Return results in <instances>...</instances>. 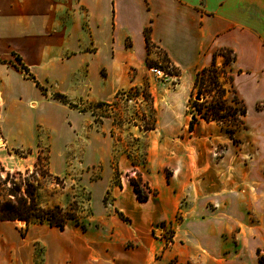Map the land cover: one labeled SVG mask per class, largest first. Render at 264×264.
I'll use <instances>...</instances> for the list:
<instances>
[{"label":"rangeland","instance_id":"rangeland-1","mask_svg":"<svg viewBox=\"0 0 264 264\" xmlns=\"http://www.w3.org/2000/svg\"><path fill=\"white\" fill-rule=\"evenodd\" d=\"M78 1L47 0L41 7L34 8V0H25L26 8L18 13L22 30L13 28L5 32V39L0 41V49L14 48L9 60L0 58L5 66L0 68V76L15 87L18 96L13 101L14 108L11 110L13 106H10L9 110L2 99L5 96L0 95V194L3 198L9 197L8 190L20 188L24 191L29 186L34 189L31 191L42 209L58 205L75 215L64 228L38 220L28 225L24 220L0 221L15 233L11 246L0 244V264H46L49 241L43 237L51 230L85 235L96 244L105 243L107 254H116L141 247L146 240L141 233L145 228L149 230L153 246L146 264H261L259 257H264V203L260 209L257 204L263 195L255 187L256 182L249 186L244 177L250 170L249 164L251 168L257 166L258 159L251 155L257 150L256 142L264 139V126L260 125L264 113L255 105L249 106L248 127L240 125L235 133L238 141L234 144L216 122L209 124L200 119L196 133L191 135L192 140L187 141L189 143L175 141L173 145L179 153H207L200 177L208 174L211 162H219L226 149L229 151L227 161L212 174L224 180L225 188H236L234 190L243 196L239 198L243 214L234 222L222 223L219 240L223 252L218 255L196 252L200 247L185 229L180 210L191 208L192 204L176 197V191L170 192L171 200L178 208L175 214L151 226L139 222L126 207L130 182L141 178L157 198H162V189L170 187L168 182L186 181L187 176L182 175V181L177 182L171 167L159 171L157 165L151 167L149 153L153 141L161 145L160 141L167 135L158 130L157 135L145 130L155 119L158 122L167 109L163 96L156 104L152 90L156 92L162 83L174 87L181 71L171 64L161 45L152 41L146 47L142 63L125 69L116 65L110 70L113 82L102 83L99 79L104 80L110 75L109 66L103 64L108 63L109 51L101 46L98 50L92 41L85 10L76 5ZM130 1L138 4L139 0ZM135 40L134 49L138 52L137 36ZM129 43V40L126 44L122 42L117 51L128 49ZM223 60L222 55H218L216 65L222 67ZM22 63L28 66L31 76L23 72ZM151 67L161 69L165 75L158 77ZM20 75L30 79L34 76L44 89L36 87L34 80L23 84ZM136 75L139 76L136 84L121 85L122 81L133 80ZM229 77L222 72L216 73V80L225 89L223 98L240 108ZM205 79L206 88L213 85L209 76ZM114 86L121 87L111 99L92 96V89H103L107 91L103 94L106 95ZM57 93H63L65 101L56 98ZM215 93L213 90L206 96L199 95L198 99L211 101L213 95L216 97ZM196 95L195 85L182 112L187 115V123L192 118V101ZM98 102L111 105H98ZM176 135L172 138L178 140L184 136L182 133ZM194 140L197 141L193 143ZM197 144H201L199 149ZM155 158L164 162L158 153ZM214 227V222L200 225L201 229L210 231ZM136 228L139 235H131ZM109 259L112 258H105Z\"/></svg>","mask_w":264,"mask_h":264},{"label":"crops","instance_id":"crops-1","mask_svg":"<svg viewBox=\"0 0 264 264\" xmlns=\"http://www.w3.org/2000/svg\"><path fill=\"white\" fill-rule=\"evenodd\" d=\"M24 2L25 0H0V41H2L1 38L5 39V32L13 28L19 32L22 30L18 13L26 8L23 5ZM42 2L47 0H34L33 7H41ZM76 5L85 10L87 28L98 50L100 46L108 49L110 57H108V63L103 64L109 66V71L116 65H121V68L125 69L145 60L144 29L148 26L151 27L152 41L161 45L171 64L181 71L179 82L174 87L169 88L167 83H162L160 90L157 89L156 92L152 90L156 104L158 105V99L163 96L166 99L167 109L158 119L157 128L151 132L157 135L156 130H158L167 137L160 141L161 145L153 141L149 161L151 167L157 165V171L163 167H171L173 176H177L175 178L177 182H181V176L186 175V181L168 182L170 187L162 189V198L152 194L147 201L137 199L133 184L130 182L127 187L129 190V195L126 196L127 209L146 226H151L159 220L165 221L178 210L170 194L171 190L176 191V197L186 202L190 201L189 204H192L191 208L184 207L180 210L189 236L196 240L200 249H203L196 252L220 254L223 252V244L219 240L221 235L219 229L222 223L234 222L243 214L239 203L242 201L239 198L243 196L234 190L236 188H225L224 180L212 174L218 166L227 161L229 151L226 149L219 162H211L212 166L208 174L200 177L199 172L202 171L204 155L207 153L203 154L201 151L179 153V150H174L173 145L175 141L189 143L187 141L192 140L191 135L196 133L195 128L199 122L194 130L190 131L187 115L182 112L195 87L197 72L210 66L213 60L216 62L218 55H222L224 59L222 64H224L225 57L220 53L223 48L230 49L235 56L229 66L233 77L230 82L231 87L244 101L247 112L250 105H255L264 113V0H139L138 4L130 0H79ZM4 16L7 17L4 18ZM136 36L138 52L134 49ZM127 40L130 41L129 45H126L129 48L117 51V47H120L122 42L126 44ZM36 48L35 41L34 49ZM13 50L14 48L10 47L7 50L0 49V58L9 60ZM4 67L0 62V68ZM16 72L21 74L17 70ZM111 75L110 71L109 77L99 80L102 83L111 84L113 82ZM19 77L23 84L32 80L22 75ZM4 79V76H0V95L5 96L2 99L5 104H8L9 110L10 106H13L12 110L13 101L18 97L17 91L8 80ZM138 79L139 76L136 75L133 80L122 81L121 85L126 87L134 85ZM120 87L109 88V93L106 95H103L107 92L103 89L101 91L92 89V96L102 100L111 99ZM166 114L169 116L168 119ZM247 114L245 124L248 127ZM179 122L181 125H178ZM260 125L264 126V120H261ZM149 133L148 135H151ZM177 133H182L184 136L178 140L172 138ZM226 135L234 144L235 142L227 132ZM196 141L194 140L193 143ZM226 144L230 145L229 142ZM256 144L257 150L251 157L258 159L257 166L251 168V165H248L250 170L248 169L244 181L249 186H252L254 182L257 183L255 187L263 195L262 200L257 204V208L260 209L264 203V171L262 170L264 139ZM197 145L199 149L201 144ZM261 151L263 154L260 153ZM157 153L164 162L156 160ZM248 156L250 157V154ZM221 206H224V209H220ZM209 222L215 223L216 227L211 229L213 231L200 228L201 224ZM9 228V225L0 224L2 246H11L12 238H15V233ZM136 229L137 231L135 230L131 235H139V230ZM141 233L146 239L141 247L131 251L126 249L116 254H107L105 243L96 244L89 237L73 231L51 230L43 237L49 241L46 264H146L153 246L149 238V230L145 228ZM21 254L22 252L19 255ZM108 257L112 259L105 260Z\"/></svg>","mask_w":264,"mask_h":264},{"label":"trees","instance_id":"trees-1","mask_svg":"<svg viewBox=\"0 0 264 264\" xmlns=\"http://www.w3.org/2000/svg\"><path fill=\"white\" fill-rule=\"evenodd\" d=\"M150 33L151 27L148 26L144 29L146 47H149L152 42ZM220 53L225 57L222 67L217 66L216 62L213 60L210 66L200 69L196 74L195 85L198 89V96H206L208 93L210 94L211 91L215 90L216 97L214 98L213 95L211 101H208L207 98L200 101L196 95L192 101L193 112L189 122V130L193 131L200 119L206 122L214 121L225 129L234 142H237L238 140L235 137V133L241 124L243 126L246 125L244 119L247 113V107L244 101L238 97L235 89L233 90L235 100L236 103L240 105V108L233 106L223 98L225 89L222 87V84L216 80V73L222 72L226 76L229 75V79L232 81L233 77L230 74L231 68L229 66L235 59V56L230 49L226 48L221 49ZM22 69L23 72L31 76L28 66L24 63H22ZM206 76H209L211 78L210 83H213L211 86L208 85V88H206ZM32 80H34L38 87L44 89L34 76H32ZM55 97L65 101V95L63 93H57ZM70 104L72 107L74 106V104ZM105 104L111 105L107 102H98V105ZM156 122L155 119L153 124L148 126L145 130L155 129ZM132 184L137 198L140 201H147L151 194L154 193L146 183L142 182L141 178L137 179V181H133ZM31 190L34 189L27 186L24 191H21L20 188L17 190H8L9 192L7 191L6 194H8L9 197L4 196L3 198V194H0V221L24 220L28 225L31 221L38 220L40 223L47 221L50 226L64 228L69 220L75 218L74 214L64 211L58 205L46 210L42 209L38 205L36 196H34ZM259 261L261 264H264V257H259Z\"/></svg>","mask_w":264,"mask_h":264},{"label":"built area","instance_id":"built-area-1","mask_svg":"<svg viewBox=\"0 0 264 264\" xmlns=\"http://www.w3.org/2000/svg\"><path fill=\"white\" fill-rule=\"evenodd\" d=\"M151 71L154 72L158 77L164 76V72L161 69L151 67Z\"/></svg>","mask_w":264,"mask_h":264},{"label":"water","instance_id":"water-1","mask_svg":"<svg viewBox=\"0 0 264 264\" xmlns=\"http://www.w3.org/2000/svg\"><path fill=\"white\" fill-rule=\"evenodd\" d=\"M198 98H199V96H198Z\"/></svg>","mask_w":264,"mask_h":264}]
</instances>
